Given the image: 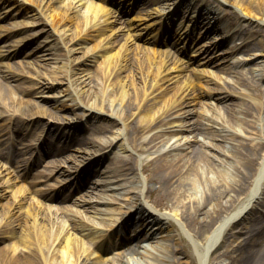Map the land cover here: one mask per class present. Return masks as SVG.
<instances>
[{
    "label": "bare ground",
    "instance_id": "bare-ground-1",
    "mask_svg": "<svg viewBox=\"0 0 264 264\" xmlns=\"http://www.w3.org/2000/svg\"><path fill=\"white\" fill-rule=\"evenodd\" d=\"M25 1L34 3L33 8H26L25 16L27 19L33 20V18L40 17L41 13V15L47 16L50 20L52 25L50 27L64 26L63 30H72L71 41L66 40V44H71L70 48H73L71 47L72 44L74 46L81 42L83 38L90 37L91 39H96L93 45V48H95L93 52H103L112 47L113 44H116V40H111L104 45L107 42L103 44L106 37L99 40L103 33V28L96 19L106 9V5L101 1L93 2V4L86 3L87 0ZM226 1H229L239 11H236V9H221L218 0H190L189 4H185V6L191 8L193 12L191 14L193 16L192 19H195L196 15L198 16V13L195 14L198 6L201 12L199 15L203 18L219 19V14L221 13L222 16H225L229 25L226 30L230 29L231 31L229 32L232 34L241 33L248 29L249 21L240 13L241 11L257 15L254 24L256 26L255 32L259 35L256 38V42L251 43L250 46L260 50V53L257 54L259 55L258 59L264 62V0ZM3 2L9 7L14 5L9 0H3ZM163 2L165 1L163 0ZM163 2H154L152 5L153 11L150 12L149 16L158 18L159 20L157 21L162 19L171 21L170 10L176 0L165 3L166 5ZM81 5H84L83 12L79 10ZM205 10L207 11L204 13L203 11ZM208 13L212 14L208 15ZM22 23L28 24L30 22L26 20ZM182 25H179L178 22L176 27L180 26L181 28ZM182 31L185 33L186 27ZM178 47L179 44L177 45ZM134 49L138 50V48ZM139 51L141 52L135 53L133 49L122 46L101 61V70H95V75L97 74L96 82L90 84L81 77L78 78L81 80L80 89L83 98H85V102L82 104L83 108L88 112L92 108L106 112L114 117L116 127L121 126V130H129V133L135 139L142 136L145 138V133L157 129L154 124L157 121L158 111L161 109V107L155 108L159 103L158 99L161 98L160 101H168L169 93L179 87L176 84L175 88L174 82L171 83L172 78L166 73V64L163 59L156 60L153 56L146 53L145 50ZM94 56L97 57L98 54L91 55V57ZM85 61L86 59L82 60V62ZM125 68L128 70L126 75L123 73ZM260 69L259 73L264 76V64ZM229 72H232V70H229ZM239 83L242 85V82ZM23 90L26 89L23 88ZM218 91L212 93V95L216 99L223 101L231 93L225 90ZM205 94L210 95V92L207 91ZM195 99L196 97L193 96L191 100L186 102L183 100V96H180L175 102L173 112L168 116L167 121L164 120L167 122L165 124L166 127L162 126L165 135L181 136V143H174L164 148L160 151L161 153L158 152L156 156L151 157L148 163L142 167L144 171L149 173V180L159 183L164 191L171 194L174 193V204L170 206L168 211L159 213L150 210L149 207L143 208L142 205L136 206L132 210L131 207L134 206L122 195V203H120L121 205L118 204L120 206L116 208L120 212H123L124 209L125 212H129L127 217L132 219L133 224L143 222L144 228L141 232L146 235L145 237H148L149 242L143 240L140 246L136 248L122 249L117 247L120 242L115 244L116 239L114 238L119 237L118 240H122L123 235L119 236V233L120 230L125 229L126 219L120 220L111 214L104 215V217L99 214L101 210L98 207L87 205L82 209L83 211L79 210L78 213L80 217L85 214V218L90 222L83 220L74 221L70 223V229H75L77 234L82 237H90L92 239L95 249L88 251L81 240L73 239L70 235L63 234L65 228L63 219V223L60 224L50 219L53 215L51 207L48 206V208L43 210L45 211L44 213L40 209L32 208L21 197H13L12 199L16 200L7 204L6 210L3 211L4 218L0 219V236H11L18 228L20 232L14 245L4 251L0 250V257L5 261L4 263L83 264L79 262V259L86 261V263L88 260L91 261V255H94L93 251L96 253L95 255L98 254L100 256L99 249H102V244L111 242L112 247L118 248L116 251L118 257L116 258V264H176V259H179V257L174 255V253L178 250H176L178 247L175 244V238L178 233L173 231L170 221L175 222L177 226L179 225L182 228L180 230H187L185 227L187 219L202 212L210 216L209 220L203 217L197 219L203 223L204 228L211 220L212 212L215 213L219 209L228 210L221 215L222 217L212 227L210 239L207 236L208 234L205 235L201 242L197 241L196 238H192V245L196 247L194 251L197 257V264H207L208 252L217 243L220 236H223V231L225 230L226 232V227L231 222L234 223L238 219L246 220L247 217L252 216L259 209L264 213V114L261 115L262 111L254 102L234 101L225 103L222 101V108L225 109L228 120L236 124L241 130L238 134L249 138V141L234 140L228 136V132H224V127L218 128L215 125L217 127L215 128L212 124L206 125L201 121L194 120L192 112L186 109L185 105L190 104ZM3 101L13 103L16 100L11 95L8 87L0 85V104ZM73 105H78V103L75 102ZM61 106H67V104H62ZM58 109L39 106L38 113L47 115L52 119H59L60 113ZM0 116L2 119H6L2 114ZM11 116H13V113L9 114V120ZM130 118L132 120L127 123L126 120ZM31 120L32 115H29L26 121L31 123ZM98 129L111 130L113 126L103 125L98 126ZM185 130L195 132L193 139L199 146L190 147L191 144L189 143L191 140L188 135H181ZM125 131L119 132L118 136L115 137L119 143L124 140L122 134ZM219 139L224 142L216 141ZM201 146L214 149L215 152L210 153L206 149L201 148ZM177 149L181 150L178 155L174 157L168 156L176 154L174 150ZM115 168L117 169L109 172V176L115 180H124L126 178L127 181L123 182L124 185L119 183L123 185L121 188L124 193H131L135 197L140 198L142 178L144 177H138V168L135 169V166L128 162L121 163ZM135 177L137 178L136 184H133L132 178L135 179ZM245 186L247 187L245 194L239 197ZM111 189H113L112 186ZM135 191H139V194H136ZM35 192L44 198L48 196L42 191L36 190ZM115 192L121 195L119 191ZM131 194L128 199L134 198ZM223 198L224 202L222 203ZM112 200H116L114 195L103 199L102 203L109 204ZM36 202L41 206L39 200H36ZM105 208V211H111L110 207ZM112 209L116 210L115 208ZM245 213H247L246 216H244ZM49 214H51L50 218ZM105 214L107 213L105 212ZM230 231L232 232L228 236H233L232 240L239 242L241 240L240 236L233 234L236 233L235 229H230ZM18 246L21 247L23 252L20 253L17 250ZM234 249L238 250L237 246ZM7 250H10V253ZM84 252H89V254L83 257ZM227 252V249H223L219 254L224 255ZM239 253L237 252V254ZM91 262H98V258H93ZM190 262L191 260H185L184 264H189ZM256 262L264 264V253L260 254ZM218 264L222 263L219 262Z\"/></svg>",
    "mask_w": 264,
    "mask_h": 264
},
{
    "label": "rangeland",
    "instance_id": "rangeland-1",
    "mask_svg": "<svg viewBox=\"0 0 264 264\" xmlns=\"http://www.w3.org/2000/svg\"><path fill=\"white\" fill-rule=\"evenodd\" d=\"M220 5L222 6V9L225 10H230L233 9L234 6L229 3V1L226 0H218ZM236 11H239L237 8ZM246 19H248L249 21H251V23H253V21L256 20L257 15H254L253 13H248L246 11H241L240 12ZM224 20L226 19L225 17H222ZM220 20H222L220 18ZM226 22V21H225ZM44 24H40V27L43 26ZM253 26H250L249 29L244 30L241 33H237L234 34V36H228L227 40H226V46H223L220 48L218 47V51L216 54L217 58H220V56H222L224 59H226V61H223V58H221L220 60H218L215 64V66L213 65V62H211L210 64H208L206 66V69H200L198 70V73L200 74V76H203L202 79V84H195L194 87H190V88H185L183 91H187L188 95H191V91L192 90H196L197 91H203L205 89H207L208 87H222L224 88L225 85H230L232 86L233 83H235L234 78L231 77L230 75H226L224 74V70L225 67L228 65L227 60H229L230 56H228L227 58H225V53L223 48H227V49H232L234 48V46L236 44L240 45L242 40H251L256 42V38L259 34H257L255 32L256 26L254 24H252ZM249 26V25H248ZM48 27L49 24H48ZM220 28V27H218ZM221 31V28H220ZM220 31H214L213 34L219 35L221 34ZM222 32V31H221ZM53 33V31H52ZM45 34V33H44ZM243 36H242V35ZM255 36H254V35ZM55 36H57L58 34H53ZM62 37L64 38V36H68L69 35V31L65 32L63 34H61ZM54 36V38H55ZM53 37H51V39H49L47 45L51 44V47H53V49H51L50 53H43V56L45 58L46 55H53V56H58L57 59H50V58H45V59H39L37 62L43 61L42 63H39L40 65H36L35 66V72H39L41 74H43L44 72H47V76L44 77V80L46 82H48L49 85L47 84H42L43 86L38 88L35 92L30 91L31 93H34L35 95H42L44 97V100H42L43 102H45L46 106L49 105H54L57 104L59 105L61 103V101H68L66 100V97L64 95V93H68V91L70 92V94L73 95V98L76 97L77 100H81V94L78 92V87H77V83L74 84V86H70L69 87V82L68 80H66L65 78L62 77L61 74V70L64 68V54L62 52V47H60V45H57V40L54 39L52 41ZM248 42V41H247ZM250 42L245 43V44H250ZM61 44V42H60ZM253 47V46H252ZM250 47L247 50L244 49H240L234 54L235 57L231 58L233 61L239 60L240 62H242L243 64L239 67V76L240 78L246 83L248 84L249 88L248 91L246 93H243L241 91V89L237 88V86H234L240 93H235L234 95L229 99L230 101H238L241 98H247V95H253L255 97H257V105L258 106H263L264 105V76H261L259 73V68L262 67V65L264 64V62L260 59H258V53H260L259 50ZM81 48L79 47V49L77 51H74L73 53L75 55L80 54ZM134 51V50H133ZM72 53V54H73ZM217 58H213V61L216 60ZM14 63V62H13ZM13 63L9 64V68H15V66L13 65ZM18 63H20V61L18 60ZM56 64H59L60 66H55ZM241 68H243V70H240ZM204 70V71H203ZM186 73V76H183V74ZM20 75V74H19ZM44 75V74H43ZM173 75L176 76L177 81L179 82H184L182 81L184 78H187L189 76V72H185L183 71L180 74H177V72H174ZM172 75V76H173ZM31 75H27L25 74L24 70H22V73L20 75V80L24 83H29L27 81L30 80V82H34L35 83V79L31 78ZM92 77V78H91ZM174 77V76H173ZM95 76L91 75L89 76V80L94 79ZM175 78V77H174ZM175 81V80H174ZM72 82H74L72 80ZM234 85V84H233ZM68 90V91H67ZM213 90V89H212ZM181 93V91L179 92ZM17 98H20V101H22L23 103L26 104H21L23 107L29 108V107H34L35 108V104H36V100H33L34 96L31 97V99L29 97H25L24 95L20 94L19 92L15 93ZM211 96H200V98L197 99L196 102H192L190 105L186 106V108L191 109L193 112V116L195 119L200 120L201 122H205L206 124H211V119L212 120H216V122L218 123V125L220 126H225L226 131L224 132H228V136H230L232 139L234 140H244V141H249V138L247 136H242L239 135L238 132H240V128L228 121L227 115L226 113L223 111L222 109V104H220L221 102H215V99L210 98ZM188 98V97H187ZM81 103H84V98L82 99ZM70 105V104H69ZM169 108H163L161 109V111H163L162 115L164 117L166 111ZM62 115H63V120H60V122H58L57 124L59 125V127L65 128L68 126V124L66 126H64L63 124H66L67 121L74 123L73 127L71 129H73L70 134L68 135V142L70 144V149L66 152H63L64 155H62V157H69L68 159L73 160H67L66 158H61L63 160L62 165L63 167H65L66 165L69 167H65L67 172H70L69 170H74L76 168V171H78V169L80 168V165H82L83 161L81 155L83 154V156H86L89 152H91V150H93L90 146L92 147H96L97 150L96 153H100V152H104L102 154L101 157L96 158L95 159V163L97 165H100L101 170L103 169V172L107 171L108 165L114 166V168L119 165L118 163L121 162L120 159H123L125 161L121 162H128L130 164H133L135 166V169H137V175L138 176H143L144 178H142V191L139 194V191H135L136 194L140 195L139 197H135L134 194L132 195L131 193L127 194V193H122L121 195H117L119 198L117 199L116 196V200H114V202H116V204L111 205V215L112 214H122V212H120L119 210H117L116 208L119 207L118 204L122 203V199L121 196L123 195V197L127 198V201L132 203L133 205L136 203H140L142 202V204L144 205V207L146 208H150V210H153L157 213L159 212H165L168 211V209H170V206L172 204H174V193H168L166 191H164L162 189V187H160L159 183L153 181V180H149L148 175L149 173H147V171H144L143 173H141V171H143L142 167L147 164V160L149 159H145L144 158L146 156H150V154L145 155L143 152V149H151V146L158 142L156 145H166L168 144V142L170 143L173 139L175 141L179 140L180 138L178 136H171L172 138L170 139V137L168 136H164L161 137L160 139H158L159 137H156L154 139V141H149V142H141V144L139 145V139H135V140H130V138L132 137L131 134H125L126 135V141H125V150L123 152H120L117 150L116 146L112 147V144H109V146L106 148V142H104V140L102 139V137H106L105 135H103L102 132H93V129H96L97 123L101 122V119L103 120H108V118H112L111 115L107 114L106 112H103L102 110L99 109H91L90 112H88L85 109H81V107H77L74 106L72 108L70 107H65V109H63L61 111ZM264 112L261 114L263 115ZM237 115V114H236ZM82 116V117H81ZM238 116V115H237ZM48 118V117H47ZM46 117H42V120H47ZM162 116H160L159 119H161ZM210 120H208V119ZM75 119V120H73ZM48 122H54L52 121L50 118L48 119ZM116 131H118L117 129H115ZM203 133H206L205 131H202ZM187 133V132H185ZM220 138V137H219ZM219 141L221 143H223L221 141V139L216 140ZM89 142V143H88ZM238 142V141H237ZM152 143V145H151ZM190 147L191 146H199L197 144L196 141H191L190 142ZM139 146V147H138ZM148 146V147H146ZM160 146V147H162ZM75 148H77L79 151H76ZM104 148V149H102ZM142 148V149H141ZM201 148L206 149L208 152L212 153L215 152L214 149H211L209 147L206 146H201ZM106 151V152H105ZM179 151H176L174 153V155L172 156H176L178 155ZM76 154V157H75ZM140 154V155H139ZM221 156V155H220ZM262 156V155H261ZM264 156V155H263ZM58 158L61 156H57ZM56 157V158H57ZM222 157V156H221ZM65 159V160H64ZM92 159V158H91ZM262 160V159H261ZM260 160V161H261ZM130 161V162H129ZM66 162V163H65ZM101 162V163H100ZM85 163V162H84ZM88 163V162H87ZM86 163V164H87ZM120 163V164H121ZM262 163V162H261ZM259 163V164H261ZM138 164V165H137ZM84 165V164H83ZM97 165H91V170L89 171L90 173V177H87L85 179H81V184L85 185L86 180H90V182H88L91 185H98L96 184L97 182L105 179L106 177H102L104 173H101V170L99 171V168L97 167ZM47 167V166H46ZM42 168V170L44 172L49 171V169L51 168V173L53 174L55 169L53 167L48 168ZM97 167V168H96ZM97 169L99 171H96V173L93 172V169ZM135 171V170H134ZM68 174V173H66ZM134 176V174H132ZM65 176V175H64ZM62 176V177H64ZM12 181H14L16 184L21 183V181L17 182V179L14 178ZM141 181V178H140ZM5 183V182H4ZM132 183H134V178H132ZM22 184V183H21ZM24 185V184H22ZM52 185V183L50 184ZM83 188V187H82ZM79 188L78 192H74L73 194V199H66L63 200L61 203H65L64 205H62V207H64V209L72 207L73 208H78L79 206H75V203H78L79 205L81 204V201H87V200H91V195H99L100 191H90L87 192V190L89 189H82ZM86 188L87 185H86ZM246 186L244 187L243 191L239 194V197H242L245 194L246 191ZM95 189V188H94ZM139 190V189H137ZM130 194L134 197L132 199H128L130 196ZM75 196V197H74ZM224 198L222 199V203ZM2 200H0L1 202ZM72 201V202H70ZM74 201V202H73ZM80 201V202H79ZM44 204V203H42ZM114 206V207H113ZM50 207H55L57 208L58 205L56 204V206H50ZM99 207L104 208L102 205H99ZM112 208H115L116 210L114 211ZM218 208V207H217ZM219 209V208H218ZM226 211H223V209H219L217 212L213 213L212 212V217L211 220L209 221L208 225L206 227L203 228V223L198 221V218H205L207 220H209L210 216H207V214L205 213H198L192 218L187 219L188 221L186 222V229L187 230H180L182 229L179 225L177 226V224L173 221H170V225L172 226L171 228H173L174 232H177L178 235L175 238V244L178 248H176L177 252L174 253V255L178 256L179 259H176V264H180L179 262H183L181 264H184L185 260H191V262L189 264H197V257L194 251V248H196L194 245H192V238H196L197 241L201 242V240L203 238H205V235L210 236L212 234V227H214L216 225V223L218 222V219L220 217H222L221 215H223ZM73 215L70 214V218L71 220L74 219L76 221H81V218L78 216H75L76 211L73 210ZM107 216V215H105ZM143 222H138L136 223V227L138 228H143L142 226ZM245 224L244 220L243 221H236V222H231L227 227H226V232L225 230L223 231V236H220L219 240L217 241V243L212 247V249H210V251L208 252L207 255V264H218L219 262L222 264H258V262H256L260 256L261 253H264V213L263 212H257V214L252 215V217L248 218V221L246 220V225L245 227H243ZM140 229V230H141ZM175 229V230H174ZM230 229H239L242 230L239 233L236 232L239 236H241L240 238L243 239V241H239L237 243L233 242L232 240V236H228ZM229 230V231H228ZM186 231V232H185ZM209 231V232H207ZM188 232V233H187ZM228 232V234H227ZM71 233V231H70ZM180 233V235H179ZM72 236L74 237V233H71ZM191 235H193L191 237ZM207 240V239H206ZM9 243H13L14 244V238H0V249H2L3 251L6 250V248H9ZM233 244L232 245H230ZM237 246L238 250H235L234 248ZM223 249H227L228 252L225 253L224 255H220L219 253L223 250ZM20 253L23 252L22 250H20V246L17 249ZM8 253H10V250ZM17 251V252H18ZM240 252L239 254H237V252ZM1 254V253H0ZM117 255L113 254V255H109V256H104L103 260L99 259L98 263L96 264H116ZM236 258V260H235ZM107 260V261H106ZM179 260V262H178ZM5 261L0 257V264H8V263H4ZM186 264V263H185Z\"/></svg>",
    "mask_w": 264,
    "mask_h": 264
}]
</instances>
